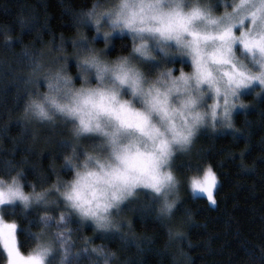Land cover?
<instances>
[{"label": "clouds", "instance_id": "clouds-1", "mask_svg": "<svg viewBox=\"0 0 264 264\" xmlns=\"http://www.w3.org/2000/svg\"><path fill=\"white\" fill-rule=\"evenodd\" d=\"M211 4L212 0H92L77 14V22L92 28L93 40L80 32L81 43L73 52L59 49L48 59H32L29 49L23 50L30 70L24 79L20 120L26 127L66 130L68 151L62 164L71 173L68 179L57 176L42 190L29 185L26 191L27 161H3L4 205L39 214L33 245L27 252L20 250L23 256L36 257L38 264H69L73 218L96 232L126 236L131 222L123 215L125 208L145 199L155 204L158 217L171 219L181 199L175 158L190 152L203 129H234L233 113L244 107L233 98L227 110L221 104V111L214 113L217 106L210 102L216 93L196 77L187 44L160 34L161 21L169 14L208 11ZM193 27L208 25L194 20ZM115 36L130 38L127 54L111 57L96 46L99 40L110 47ZM182 39L186 42L189 36ZM175 58L188 63V69L174 67ZM0 221L6 223L2 213ZM11 224L18 229L15 221ZM91 253L89 264H114L118 259L104 248L94 247Z\"/></svg>", "mask_w": 264, "mask_h": 264}, {"label": "trees", "instance_id": "trees-1", "mask_svg": "<svg viewBox=\"0 0 264 264\" xmlns=\"http://www.w3.org/2000/svg\"><path fill=\"white\" fill-rule=\"evenodd\" d=\"M233 1L212 0L209 10L212 15L225 14ZM91 4L92 0H0V173L7 171L3 161L19 165L26 160V191L31 190L29 185L42 190L57 176L68 179L71 173L62 164L68 151L66 130L26 127L20 120L24 79L30 70V58L23 50L29 49L32 59L51 58L59 49L73 52L81 43L80 32L88 40L94 34L77 22V14ZM131 44L128 36L113 38L107 55L127 54ZM233 120L232 130L201 134L192 157L177 163L185 185L186 177L212 168L217 178L214 207L185 190L171 219L165 220L145 199L124 214L131 222L126 236L96 232L73 218L69 264H89L94 247L115 252L114 264H264V96ZM38 215L35 210L24 213L18 205L4 209V221L18 225L16 236L23 252L33 245ZM174 231L182 235L173 237ZM0 264H8L3 249Z\"/></svg>", "mask_w": 264, "mask_h": 264}, {"label": "snow or ice", "instance_id": "snow-or-ice-1", "mask_svg": "<svg viewBox=\"0 0 264 264\" xmlns=\"http://www.w3.org/2000/svg\"><path fill=\"white\" fill-rule=\"evenodd\" d=\"M231 7L232 14L219 18H214L210 10L198 8L188 15L169 14L162 19L164 27L160 29L162 36L187 44L196 77L201 84H207L218 99L223 98L225 110L233 98H239L241 89L253 83L264 88V0H239L238 3L234 0ZM194 20H204L208 27L196 29ZM185 35L189 36L186 42L182 39ZM237 46L246 54L242 58H238ZM212 66L219 70V76ZM213 111L215 113L216 109ZM189 184L193 193L204 194L215 204L213 193L217 178L211 167L205 168L202 175L198 171L194 173ZM0 206H4L3 193H0ZM0 249L7 255L8 264H38L36 257L21 254L15 224L0 221Z\"/></svg>", "mask_w": 264, "mask_h": 264}, {"label": "rangeland", "instance_id": "rangeland-1", "mask_svg": "<svg viewBox=\"0 0 264 264\" xmlns=\"http://www.w3.org/2000/svg\"><path fill=\"white\" fill-rule=\"evenodd\" d=\"M236 3L239 2V0H235ZM234 1L231 3V5H233ZM228 12L225 13V14H221V15H212L214 18H219V17H222V16H225L226 14H232L233 13V9L232 7L230 6V8L227 10ZM249 27L251 28L252 25L249 24ZM91 28V27H90ZM243 30V29H241ZM236 35H239V31L236 32ZM96 36V33L94 32V34L91 36L90 40H93ZM116 37H120V36H115L113 38H116ZM113 38L111 39V41L113 40ZM99 41V40H97ZM97 46V45H96ZM98 47V46H97ZM101 47H104L106 49V54L107 52L110 50L111 48V44H110V47L109 46H106L105 44ZM237 51H238V58H242L243 56H245L246 54L243 53V49L242 48H239V46H237ZM179 64V66H176L175 64ZM185 65H189L188 63H183L182 64V61L180 58H175L174 60V67L176 68H180V67H184L185 68ZM154 69V66L150 65L148 67V70L149 71H152ZM249 96H252L253 100L251 102H246L245 101V98L246 97H249ZM264 96V88L261 87V85H259L258 83H253L250 87L248 88H244V89H241L240 92H239V101L240 103L244 106L243 107V110H240L239 108L237 110L234 111L233 113V118H234V115L238 112H243V111H247L248 109H250L252 107V105L254 104V102L258 101L260 98H262ZM211 104H216V105H221L223 104V98L220 97L219 99L217 97H214L212 99V101L210 102V105ZM210 107V106H209ZM246 109V110H245ZM217 112H220L221 109L219 107H217ZM207 131H211L209 129H203L201 130V132L199 133V135L196 137V139L194 140L193 142V145H192V148L190 150V152L188 154H179L175 160H174V164H173V167H174V170L176 171L178 177L181 179V176H179L180 174L178 173V166H177V163L178 161H186V160H189L191 157H192V153L194 152V149H195V144L197 143L198 141V138L201 134H203L204 132H207ZM226 131H229V130H225V129H221L220 131H217V132H226ZM182 181V180H181ZM185 190L188 191L192 196L194 197H201V198H204L207 200L208 204L212 207L215 206V204H211L209 202V200L207 199V196L204 195V194H201V193H193V191L191 190L190 188V184L187 183V185H185L183 182L181 183L180 185V188H179V191H180V195H181V199L183 197V193H185ZM214 193H215V189H214ZM213 193V195H214ZM180 199V201H181ZM215 199V198H214ZM145 201L142 203L144 204ZM140 205V204H139ZM9 207H12V206H8V205H4V206H0V213L4 214V209L5 208H9ZM131 206H128L125 208L124 210V213L123 215L128 211V209L130 208Z\"/></svg>", "mask_w": 264, "mask_h": 264}]
</instances>
